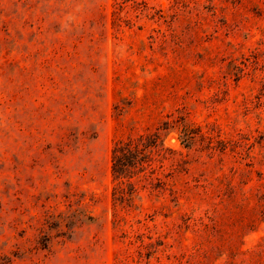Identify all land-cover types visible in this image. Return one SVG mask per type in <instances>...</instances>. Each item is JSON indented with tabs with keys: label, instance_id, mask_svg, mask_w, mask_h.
<instances>
[{
	"label": "rangeland",
	"instance_id": "1",
	"mask_svg": "<svg viewBox=\"0 0 264 264\" xmlns=\"http://www.w3.org/2000/svg\"><path fill=\"white\" fill-rule=\"evenodd\" d=\"M0 264H264V0H0Z\"/></svg>",
	"mask_w": 264,
	"mask_h": 264
},
{
	"label": "trees",
	"instance_id": "2",
	"mask_svg": "<svg viewBox=\"0 0 264 264\" xmlns=\"http://www.w3.org/2000/svg\"><path fill=\"white\" fill-rule=\"evenodd\" d=\"M115 167H116L115 163L112 164V171H113V172H115V171H114Z\"/></svg>",
	"mask_w": 264,
	"mask_h": 264
}]
</instances>
